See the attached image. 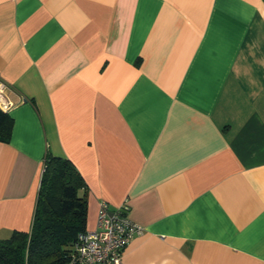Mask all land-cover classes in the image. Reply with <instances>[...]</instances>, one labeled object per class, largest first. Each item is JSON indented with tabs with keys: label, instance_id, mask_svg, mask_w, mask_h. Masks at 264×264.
Here are the masks:
<instances>
[{
	"label": "crops",
	"instance_id": "crops-1",
	"mask_svg": "<svg viewBox=\"0 0 264 264\" xmlns=\"http://www.w3.org/2000/svg\"><path fill=\"white\" fill-rule=\"evenodd\" d=\"M0 83V239L49 153L86 230L128 202L123 264H264V0H0Z\"/></svg>",
	"mask_w": 264,
	"mask_h": 264
},
{
	"label": "trees",
	"instance_id": "trees-1",
	"mask_svg": "<svg viewBox=\"0 0 264 264\" xmlns=\"http://www.w3.org/2000/svg\"><path fill=\"white\" fill-rule=\"evenodd\" d=\"M12 120L0 109V140L9 138ZM74 166L46 154L29 231L0 239V264H68L70 246L86 230V194Z\"/></svg>",
	"mask_w": 264,
	"mask_h": 264
},
{
	"label": "built area",
	"instance_id": "built-area-1",
	"mask_svg": "<svg viewBox=\"0 0 264 264\" xmlns=\"http://www.w3.org/2000/svg\"><path fill=\"white\" fill-rule=\"evenodd\" d=\"M4 85L0 83V109H10L11 102L2 94ZM127 201L114 210L102 201L93 230L78 233L70 246L68 264H123L124 248L132 239L143 232V227L129 217Z\"/></svg>",
	"mask_w": 264,
	"mask_h": 264
}]
</instances>
